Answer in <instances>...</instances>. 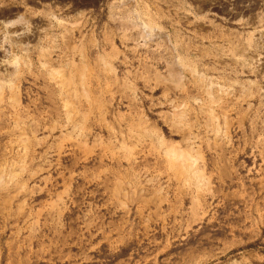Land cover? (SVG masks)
Returning <instances> with one entry per match:
<instances>
[{
	"label": "rangeland",
	"instance_id": "obj_1",
	"mask_svg": "<svg viewBox=\"0 0 264 264\" xmlns=\"http://www.w3.org/2000/svg\"><path fill=\"white\" fill-rule=\"evenodd\" d=\"M21 14L0 264H264V0H0Z\"/></svg>",
	"mask_w": 264,
	"mask_h": 264
},
{
	"label": "clouds",
	"instance_id": "obj_2",
	"mask_svg": "<svg viewBox=\"0 0 264 264\" xmlns=\"http://www.w3.org/2000/svg\"><path fill=\"white\" fill-rule=\"evenodd\" d=\"M3 25L4 31H0V51L5 52V58L0 59V65H4L7 69H12L11 73L6 74V78H0V91L14 87L15 81L19 75L21 64L19 58L14 56L10 51L11 40L10 38H19L31 34L32 27L31 20L24 17L23 14L16 19L9 21H0ZM21 28L20 32H13L12 29Z\"/></svg>",
	"mask_w": 264,
	"mask_h": 264
},
{
	"label": "bare ground",
	"instance_id": "obj_3",
	"mask_svg": "<svg viewBox=\"0 0 264 264\" xmlns=\"http://www.w3.org/2000/svg\"><path fill=\"white\" fill-rule=\"evenodd\" d=\"M4 16H10L9 14L8 15H4ZM9 21V20H8ZM11 31H13V32H20V31H22V29L21 28H16V29H12ZM26 36V35H25ZM24 38V36H22V37H19V38H14L15 40L16 39H23ZM246 50V49H245ZM1 52V54L2 55H4L5 56V52L4 51H0ZM28 52V51H27ZM239 52H241V51H239ZM243 52H241V54H242ZM40 54H42V53H40ZM238 55V54H237ZM242 57V56H241ZM44 58V57H43ZM49 58V57H48ZM238 61H241L240 59H237ZM241 64V63H240ZM111 67V66H110ZM3 71V70H2ZM57 75H61V74H57ZM62 77H61V80H58L59 81V84H60V87L62 88V90L65 92V93H67L69 96H70V99H71V102L72 101H75V99H76V97H75V90H77V89H75V87H74V85H75V81H74V79H73V77L70 75V74H62L61 75ZM56 77V76H55ZM81 85L82 86H84V83L83 82H81ZM61 90V91H62ZM1 92L2 91H0V94H1ZM82 94L84 95V96H86V95H89V94H87V92H86V89L84 88V87H82ZM67 96V95H66ZM2 97V96H1ZM1 99V98H0ZM85 99V98H84ZM16 101V100H15ZM10 102H11V100H10ZM210 102V101H209ZM3 106V105H2ZM65 106V105H64ZM16 107V106H15ZM13 109V108H12ZM76 111V110H75ZM73 112V111H72ZM77 112V111H76ZM184 114V113H183ZM70 115V114H69ZM18 117V116H17ZM69 117H71V116H69ZM13 119H14V117H13ZM72 119V118H71ZM19 120V119H18ZM184 120V119H183ZM123 121V120H122ZM134 121V120H133ZM182 121V120H181ZM18 122V121H17ZM16 123V122H15ZM80 125V124H79ZM83 126V125H82ZM145 126V125H144ZM24 128V127H23ZM183 130V129H182ZM138 132V131H137ZM152 132V131H151ZM116 133V132H115ZM120 134V133H119ZM143 135V134H142ZM139 136V135H138ZM28 142V141H27ZM24 143H26V142H24ZM23 143V144H24ZM25 146V145H24ZM175 148V147H174ZM161 149V148H160ZM139 155V154H138ZM166 158H167V161H168V163H170V166L173 168V170H175V171H177L178 173H179V175H181V174H184V173H195V170H194V168H193V166H192V164H190V163H188V162H186L187 160L188 161H190V157L188 156V154L186 153V152H184V151H182L181 152V150L180 151H178V150H175V149H170L169 151H167L166 152ZM5 171V170H4ZM4 171H3V173H4ZM172 172V171H171ZM2 176H3V174H2ZM1 176V177H2ZM182 176V175H181ZM3 178V177H2ZM13 179V178H12ZM1 181H3L2 179H1ZM4 182V181H3ZM10 182V181H9ZM12 182V181H11ZM1 185V184H0ZM3 185V184H2Z\"/></svg>",
	"mask_w": 264,
	"mask_h": 264
}]
</instances>
